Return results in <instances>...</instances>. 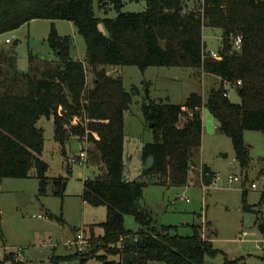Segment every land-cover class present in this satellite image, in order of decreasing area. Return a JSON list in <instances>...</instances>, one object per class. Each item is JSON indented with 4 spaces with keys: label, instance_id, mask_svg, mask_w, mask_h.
<instances>
[{
    "label": "trees",
    "instance_id": "16d2710c",
    "mask_svg": "<svg viewBox=\"0 0 264 264\" xmlns=\"http://www.w3.org/2000/svg\"><path fill=\"white\" fill-rule=\"evenodd\" d=\"M97 7L111 4L114 18L96 15ZM123 0H0V35L19 28L33 19H65L74 22L85 38L83 60L71 56L73 37L60 35L52 24L47 43L57 57L40 75L31 63L29 71H20L16 63L17 41L8 50L0 49V180L28 178L36 168L39 194L49 193V165L40 155L44 146L41 118L53 119L54 138L63 146L73 137L93 143L91 164H101L103 174L83 182V200L107 207L106 220L85 230L87 252L53 255L52 264L78 259L87 264H208L206 257L226 253L214 248L201 225H193L191 235L172 234L173 226L158 224L147 207L141 205L144 188L149 185L183 186L195 154L202 145V96L191 93L184 104L150 99L142 103V113L152 124L153 141L140 149L144 161V180L124 177L125 113L130 109L138 86L126 90L121 75L111 76L106 65L198 68L221 78L222 84L210 91L206 105L219 121L221 131L231 138L235 157L243 169L250 166L245 130L264 132V0H205L200 10H187L184 0H146L140 12H123ZM103 23L109 36L100 30ZM223 31L218 53L221 59L205 54L203 28ZM242 36L235 52L233 37ZM93 74L87 89V72ZM34 71V72H35ZM238 81L241 84H238ZM224 83L240 87V103H232ZM148 94V91H147ZM192 110V112L190 111ZM79 119L74 122V119ZM184 119L182 125H179ZM216 174L203 164L201 182L210 185ZM67 182L53 179L52 193L63 196ZM264 195L262 194V200ZM244 209L250 210L244 193ZM133 215L137 231L127 229L124 216ZM49 217L55 218L54 214ZM61 220V218H58ZM118 256V259H111ZM24 264L11 252L0 264ZM240 258H228L222 264H239ZM214 264V263H209Z\"/></svg>",
    "mask_w": 264,
    "mask_h": 264
},
{
    "label": "rangeland",
    "instance_id": "374dc122",
    "mask_svg": "<svg viewBox=\"0 0 264 264\" xmlns=\"http://www.w3.org/2000/svg\"><path fill=\"white\" fill-rule=\"evenodd\" d=\"M205 0H184L187 10H200ZM146 8V0H123V12H140ZM96 15L114 18L117 11L111 4L97 7ZM54 24L62 36L71 35L73 44L71 56L83 60L86 52L85 38L78 32L71 20L65 19H33L17 29L0 35V49L8 50L17 41L16 63L20 71H29L30 65L37 70L32 73L40 75L48 65H55L57 57L50 49L47 38ZM99 28L109 36L103 23ZM9 38L11 42L4 40ZM223 31L220 28L204 26L203 40L206 51L218 52L222 44ZM34 60L29 64V54ZM111 76L121 75L126 90L136 85L139 94L134 95L130 109L125 113L126 151H131V174L134 180H144L141 172L151 164V159L144 161L140 149L144 143L153 141L154 133L142 113V103L146 95L150 99L174 104H184L191 93L202 96L201 107L204 136L202 145L194 156L189 182L183 186L149 185L144 189L141 205L147 207L150 214L161 225L173 226L171 233L191 235L193 225H201L202 234L210 237L214 248L222 250L228 258H240L239 264H264V232L260 226L264 223V132L245 130L244 141L249 149L250 166L243 169L235 157L232 140L220 129L219 121L209 111L206 102L212 89L221 86L222 80L217 75H205L198 68L150 66L144 72L137 66L106 65ZM93 74L87 72V89L92 87ZM225 86V85H224ZM232 103H240L241 97L230 84L226 86ZM225 87V88H226ZM148 91V94H147ZM79 119H74L77 122ZM181 119L179 125H182ZM38 126L44 130V146L40 155L48 163L47 176L49 193L39 194L40 181L36 177V168L30 170L28 178H3L0 180V260L11 252L18 253L23 260L47 256L73 253L59 239H73L78 231L88 230L95 226L96 233H101L99 223L106 220L107 207L93 205L83 200V182L103 174L98 164L89 162L86 155L83 163H72L86 144L71 138L63 146L54 138L55 125L53 119L41 118ZM85 141V140H84ZM89 150L94 148L89 143ZM87 160V161H86ZM87 164V166L85 165ZM208 165L217 175L210 185L201 182V167ZM136 166V169L134 167ZM64 177L67 185L64 195L52 193L53 179ZM238 177L233 182L229 178ZM256 183L258 188H253ZM244 193L250 210L244 209ZM54 214L55 218L49 217ZM58 218H61L58 219ZM127 229L137 231L139 223L133 215L124 216ZM56 242L53 250L49 244ZM226 256L222 253L215 258L206 257V263L222 264ZM118 259L113 256L111 259ZM91 259L87 264H97ZM6 264H11L6 261ZM28 264H52V262H31ZM61 264H79L72 259ZM149 264H163L150 261Z\"/></svg>",
    "mask_w": 264,
    "mask_h": 264
},
{
    "label": "built area",
    "instance_id": "2783aa9c",
    "mask_svg": "<svg viewBox=\"0 0 264 264\" xmlns=\"http://www.w3.org/2000/svg\"><path fill=\"white\" fill-rule=\"evenodd\" d=\"M233 40V47L236 50H239L241 48V44H242V36L241 35H236L232 38ZM6 43L11 42V40L9 38H6L4 40ZM0 43H1V39H0ZM205 54L207 56H210L212 58L215 59H221V55L218 52H214V51H206ZM238 84H241L240 81H238ZM86 158V153L85 152H81L78 156H76V158H71V162L75 163L77 162V159L79 160V162L83 163V161H85L84 159ZM217 177V175H216ZM238 177H230L229 181L233 182L234 180H237ZM253 188H258V185L256 183L252 184ZM262 194L264 195V187L262 188ZM62 244L67 248V250H70L72 252H79V253H84L87 252L89 249V243H88V239L85 236L83 231H78L77 234L75 235V237L73 239H67L65 241L62 242ZM58 244L56 242H53L51 244H49V246H51L52 248L56 247Z\"/></svg>",
    "mask_w": 264,
    "mask_h": 264
},
{
    "label": "crops",
    "instance_id": "0c3cea01",
    "mask_svg": "<svg viewBox=\"0 0 264 264\" xmlns=\"http://www.w3.org/2000/svg\"><path fill=\"white\" fill-rule=\"evenodd\" d=\"M202 73H204L203 71H201ZM109 74V73H108ZM205 75H206V73H205ZM207 75H214V74H207ZM219 77V76H218ZM220 78V77H219ZM221 79V78H220ZM224 85H225V87L227 86V85H229V83H224ZM235 88V90H236V87H234ZM226 89H227V87H226ZM227 96L229 97V93H228V89H227ZM204 124H203V132H202V140H203V136H204ZM73 139H75V138H73ZM85 144H86V150H83V151H81V152H85L86 153V155L88 154V155H90L89 154V148H88V145H89V141H87V140H85V141H83ZM125 142H126V140H125ZM125 142H124V164H125V170H124V177H125V179H127V180H134L133 178H132V174H131V162H132V160H133V156H132V153H131V151H126V144H125ZM80 152V153H81ZM87 161V160H86ZM85 165L87 166V164L85 163ZM90 165H92V164H90ZM98 167H99V169L102 171V165L101 164H99L98 165ZM134 169H136V166L134 167ZM142 173V172H141ZM146 188V187H145ZM144 188V189H145ZM63 241L61 240V239H59L58 240V242L57 243H62ZM52 248V247H51ZM57 248V246L56 247H54V248H52L53 250H55ZM14 253V252H13ZM14 256H15V258L16 259H18V260H20V261H22V262H24V264H28V263H31V262H37V263H39V262H51V257L53 256H47L46 257V259H43L42 257H45V256H38V257H35V259H32V258H28V259H26V260H23L22 258H21V256L18 254V253H14Z\"/></svg>",
    "mask_w": 264,
    "mask_h": 264
},
{
    "label": "water",
    "instance_id": "95a60500",
    "mask_svg": "<svg viewBox=\"0 0 264 264\" xmlns=\"http://www.w3.org/2000/svg\"><path fill=\"white\" fill-rule=\"evenodd\" d=\"M237 51H238V50H235V52H237ZM236 92L239 94V92H240V87H237V88H236ZM190 111L192 112V110H190ZM150 127H152V124L150 125ZM260 229H261L262 232H264V223L261 224Z\"/></svg>",
    "mask_w": 264,
    "mask_h": 264
}]
</instances>
